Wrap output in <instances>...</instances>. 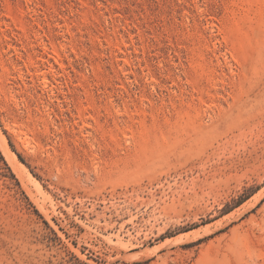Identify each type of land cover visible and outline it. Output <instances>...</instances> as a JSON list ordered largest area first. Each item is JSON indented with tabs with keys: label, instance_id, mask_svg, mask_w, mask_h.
Masks as SVG:
<instances>
[{
	"label": "rangeland",
	"instance_id": "1",
	"mask_svg": "<svg viewBox=\"0 0 264 264\" xmlns=\"http://www.w3.org/2000/svg\"><path fill=\"white\" fill-rule=\"evenodd\" d=\"M0 264H264V0H0Z\"/></svg>",
	"mask_w": 264,
	"mask_h": 264
},
{
	"label": "bare ground",
	"instance_id": "2",
	"mask_svg": "<svg viewBox=\"0 0 264 264\" xmlns=\"http://www.w3.org/2000/svg\"><path fill=\"white\" fill-rule=\"evenodd\" d=\"M1 140H2V142H3V146H4L3 149L5 150V153L8 154L9 158H10L12 161L17 162V160H16V155H15L12 151H10V150L8 149V147H7V145H6L5 140H4L3 137L1 138ZM10 159H9V160H10ZM11 160H10V161H11ZM15 170H16V169H15ZM20 172H21V171H20ZM21 174H22V173H21ZM20 177H22V176H20ZM29 177L32 178V180H33V182H34L35 184H34L33 182H32V183L34 184V186L36 185L35 187H37V188L39 189V192H40V191L42 192V189L40 188V184H39V183H38V182H37L32 176L29 175ZM21 179H22V178H21ZM30 181H31V180H30ZM40 189H41V190H40ZM30 194H31V193H30Z\"/></svg>",
	"mask_w": 264,
	"mask_h": 264
},
{
	"label": "trees",
	"instance_id": "3",
	"mask_svg": "<svg viewBox=\"0 0 264 264\" xmlns=\"http://www.w3.org/2000/svg\"><path fill=\"white\" fill-rule=\"evenodd\" d=\"M19 157H20V156H19ZM239 198H240V199H239V201H237V204L240 203V202L242 201V199H241L242 197L239 196Z\"/></svg>",
	"mask_w": 264,
	"mask_h": 264
}]
</instances>
